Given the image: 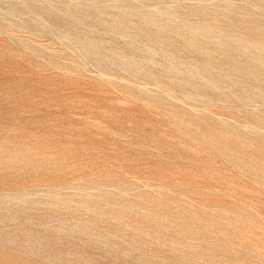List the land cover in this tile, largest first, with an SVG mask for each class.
I'll return each mask as SVG.
<instances>
[{
  "label": "rangeland",
  "instance_id": "obj_1",
  "mask_svg": "<svg viewBox=\"0 0 264 264\" xmlns=\"http://www.w3.org/2000/svg\"><path fill=\"white\" fill-rule=\"evenodd\" d=\"M0 264H264V0H0Z\"/></svg>",
  "mask_w": 264,
  "mask_h": 264
}]
</instances>
